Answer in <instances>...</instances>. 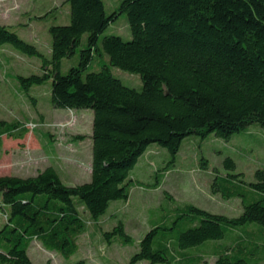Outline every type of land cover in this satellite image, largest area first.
Wrapping results in <instances>:
<instances>
[{
  "label": "trees",
  "instance_id": "16d2710c",
  "mask_svg": "<svg viewBox=\"0 0 264 264\" xmlns=\"http://www.w3.org/2000/svg\"><path fill=\"white\" fill-rule=\"evenodd\" d=\"M66 1L69 21L49 26L48 56L11 25L0 24V45L39 60L38 71L16 75L28 95L50 79L44 95L52 107L90 110V178L65 183L53 164L0 175V264H33V241L69 264H93L73 259L85 234L100 236L101 264H109L108 245L131 240L126 224L135 219L124 204L137 188L163 184L182 141L228 139L250 123L264 125V0H121L111 12L103 0ZM123 12L131 37L101 35ZM75 54L62 72V59ZM112 66L138 74L141 85L125 83ZM38 96L29 95L32 105ZM27 132L19 119H0V137ZM222 163L224 173L213 168L211 190L237 198L238 212L162 207L147 218L138 249L118 264H203L207 257L264 264V166L247 181L232 157ZM119 199L125 203L108 211Z\"/></svg>",
  "mask_w": 264,
  "mask_h": 264
},
{
  "label": "rangeland",
  "instance_id": "374dc122",
  "mask_svg": "<svg viewBox=\"0 0 264 264\" xmlns=\"http://www.w3.org/2000/svg\"><path fill=\"white\" fill-rule=\"evenodd\" d=\"M120 1L103 0L106 12L116 9ZM68 9L66 0H0V24L13 26L19 37L35 43L48 56L49 26L68 23ZM108 33L121 35L124 39L131 37L124 12L109 23L101 35ZM85 40L86 33L82 35L81 45ZM76 57L77 54L63 58L61 71H66L74 64ZM37 62L39 60L35 57L22 55L8 45H0V119H19L28 128L22 138L0 137V175L34 174L46 165L53 164L58 167L65 183L87 181L90 178L92 114L88 109L52 107L44 95L46 88L50 89V79L28 89L31 96L40 95L36 104L32 105L31 97L23 90L16 75L38 71ZM111 72L129 85H141L138 74L115 66L111 67ZM191 139L182 141L174 163H167L166 167L171 168V171L164 176L163 184L153 190L154 193L143 186L132 192L128 206L123 199L110 202L108 211L112 205L124 204L128 213L134 215L135 221L126 224V231L131 236L129 242L114 241L108 245L109 264L124 263L129 259L148 229L149 217L161 213L162 207L167 209L192 203L211 211L229 214L239 211L237 198L227 199L211 190V174L215 167L224 173L222 161L230 156L235 161V171L242 172L245 180H252L254 170L264 166V125L250 123L228 139L212 134L202 138L195 135ZM166 154L168 160L169 154ZM203 157L206 161L202 160ZM146 171L143 169L138 172L140 180L145 179L148 174ZM151 171L158 173L162 169L152 168ZM93 236L91 238L85 234L82 237L80 251L73 255V259L87 258L93 264H101L100 251L104 249V242L98 234ZM29 256L33 264H44L46 261L49 264H69L59 254L45 250L37 241H33ZM135 264H145V261ZM203 264H213V257H207Z\"/></svg>",
  "mask_w": 264,
  "mask_h": 264
}]
</instances>
